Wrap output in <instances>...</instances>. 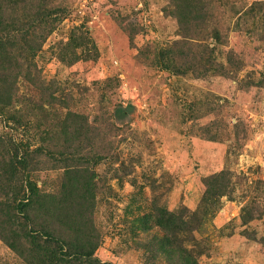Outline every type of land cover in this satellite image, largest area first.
Here are the masks:
<instances>
[{
	"label": "rangeland",
	"instance_id": "374dc122",
	"mask_svg": "<svg viewBox=\"0 0 264 264\" xmlns=\"http://www.w3.org/2000/svg\"><path fill=\"white\" fill-rule=\"evenodd\" d=\"M17 153L103 264H264V0H0V201Z\"/></svg>",
	"mask_w": 264,
	"mask_h": 264
},
{
	"label": "trees",
	"instance_id": "16d2710c",
	"mask_svg": "<svg viewBox=\"0 0 264 264\" xmlns=\"http://www.w3.org/2000/svg\"><path fill=\"white\" fill-rule=\"evenodd\" d=\"M9 163V169L4 171L14 174L16 180L3 186L6 195L0 201V220L5 228L2 238L6 243L30 264H103L94 256L101 235L89 214L92 208L89 185L84 184L74 199V190L65 195L69 190H66L65 180L60 191L47 192L20 170L24 166L23 170L28 172L25 159L18 153ZM66 174L74 179L71 169L66 170ZM159 242L157 248L172 258L174 264H198L195 259L191 260L188 250L183 252L184 248L174 246L173 238L165 236Z\"/></svg>",
	"mask_w": 264,
	"mask_h": 264
}]
</instances>
